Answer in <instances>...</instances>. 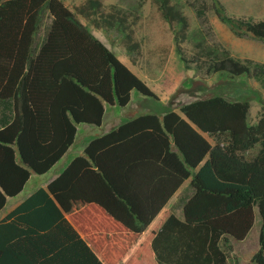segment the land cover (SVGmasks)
Segmentation results:
<instances>
[{"label":"trees","instance_id":"16d2710c","mask_svg":"<svg viewBox=\"0 0 264 264\" xmlns=\"http://www.w3.org/2000/svg\"><path fill=\"white\" fill-rule=\"evenodd\" d=\"M154 2L174 30L186 69L196 63L206 75L245 76L264 87V62L235 57L225 47L199 41L187 58L188 16L173 0ZM189 3L201 18L213 10L235 36L264 42V19L230 16L220 0ZM138 19L103 0H85L75 10L64 0H0V101L10 100L13 112L0 119V211L32 173H46L62 158L75 142L76 124L101 125L105 104L125 107L133 90L160 100L91 28L118 32L136 63ZM188 83L162 112L93 138L84 155L0 219V264H119L188 178L192 194L183 219L166 212L123 264H228L230 241L244 240L253 227L254 206L262 223L251 262L264 264V104L250 124L248 99L202 96ZM181 94L197 96L175 102ZM83 205L89 217L94 208L99 216L96 239L83 229L84 239L65 217Z\"/></svg>","mask_w":264,"mask_h":264},{"label":"rangeland","instance_id":"374dc122","mask_svg":"<svg viewBox=\"0 0 264 264\" xmlns=\"http://www.w3.org/2000/svg\"><path fill=\"white\" fill-rule=\"evenodd\" d=\"M85 0H64L71 9ZM195 0H173L178 3L189 19L188 39L183 45L184 53L190 58L195 52V43L202 41L206 45H216L227 48L231 54L238 58H249L264 62V42L252 37H237L229 27L221 22L213 10L208 9L204 18L197 15L195 7L189 2ZM225 6L228 15L233 17L252 18L255 21L264 19V0H220ZM105 5L117 4L128 11H134L139 19L133 25L134 37L140 43V51L137 62L133 63L131 56L126 52L121 43V35L116 31L105 32L91 26L93 32L101 38L110 48L114 49L120 60L126 64L136 75L158 94L159 101L146 97L138 91H132V102L122 107L117 103L105 104V114L101 125L78 123L77 135L70 152L58 161L50 171L38 174L32 173L20 196L35 190L41 184L48 182L55 174H61L68 164L79 155H84V147L93 138L98 137L120 123L146 112L159 113L163 107L169 104L173 94L181 84L188 81L187 88H198L199 95L207 96L213 93L224 95L231 100L246 98L251 103L248 122L256 124L264 104V87L254 79L245 76L233 79L226 75H206L203 69L197 70L196 63H191L190 69H186L175 50L174 30L162 17L154 0H103ZM134 16V15H132ZM87 24V21L80 16ZM45 26L37 36L39 43L44 35ZM185 85V84H184ZM184 87V86H183ZM196 95L181 94L175 96V102L187 101ZM161 110V111H160ZM206 137L213 138L206 134ZM213 142V140H212ZM258 145L250 150L248 156H253L258 151ZM22 163L20 157L17 158ZM188 185V186H187ZM190 179L185 181L182 195L187 197L190 193ZM189 193V194H188ZM11 199V202L19 199ZM11 204V203H9ZM92 210V209H90ZM96 209L94 208L92 212ZM261 217L257 206H254V224L247 237L241 241L231 240L232 251L228 264H253L252 255L257 251L258 237L261 226ZM141 242V241H140ZM140 242L135 246L138 247ZM142 243V242H141ZM134 247V248H135ZM129 251V250H128ZM122 257L119 264H123L129 258L132 250Z\"/></svg>","mask_w":264,"mask_h":264},{"label":"crops","instance_id":"0c3cea01","mask_svg":"<svg viewBox=\"0 0 264 264\" xmlns=\"http://www.w3.org/2000/svg\"><path fill=\"white\" fill-rule=\"evenodd\" d=\"M130 102H132V99H131ZM12 114H13V112H12V102L10 100L0 101V119L1 118H5V116L10 117ZM204 136L206 137V134H204ZM207 139L210 140L209 138H207ZM71 147L68 149V151L66 153L70 152ZM65 154L62 156V158L65 156ZM56 163H58V161ZM58 175H59V173L55 174L54 177H52L48 182H46L44 184H41L38 187H41V186L46 187L47 184L51 180L55 179ZM188 179L191 180V178H188ZM184 186H185V182L170 197V199L166 202V204L163 206V208L158 212V214L156 215V217L148 225L147 229L138 237L136 243L129 249L128 253L132 250V252H131V254H132L136 250V248H137L135 246L140 241L142 242L150 234V232L153 231V229L155 227L160 228L161 222H162V220H164V216H165L166 212H170V214H175L178 218L183 219V209H182L183 204H184L185 200L187 199V197H189V195L192 194V190H190V192H189L190 194L188 193L189 195L187 197L185 196V194L182 195V191H183L182 189H183ZM38 187H36V188H38ZM22 191L20 193H22ZM33 191H34V189H33ZM33 191H30L29 193H27V194H25L23 196H20L19 195L20 193H19L18 195L14 196V197H8L7 203H6L5 207L0 211V219H2L3 217H5L9 212H11L14 208H16L17 205L19 203H21ZM18 196H20L19 199H16V200H14V201L11 202L10 198L11 199H15ZM9 203H11V204H9ZM88 207H87V205L86 206L83 205V206H81L77 210H73V211H70L68 213L66 212L64 214H65V217L67 218V220L70 222V224L74 227V229H76L80 233V235L84 239H86L85 231L89 232L90 234H93L95 236V239H96L100 235V232H101L100 229H96V228H98V227H96V224H97V221H98L99 216L97 217V215H96L94 217V214H95V212H94V214L93 215L91 214L92 216L89 217L88 216V213L86 212V209ZM89 211L91 212V210H89ZM98 226H99V224H98ZM83 229L85 231H83Z\"/></svg>","mask_w":264,"mask_h":264}]
</instances>
